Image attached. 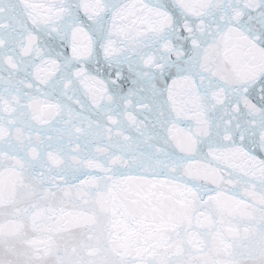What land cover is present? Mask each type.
<instances>
[{"label":"snow or ice","instance_id":"snow-or-ice-1","mask_svg":"<svg viewBox=\"0 0 264 264\" xmlns=\"http://www.w3.org/2000/svg\"><path fill=\"white\" fill-rule=\"evenodd\" d=\"M0 264H264V0H0Z\"/></svg>","mask_w":264,"mask_h":264}]
</instances>
